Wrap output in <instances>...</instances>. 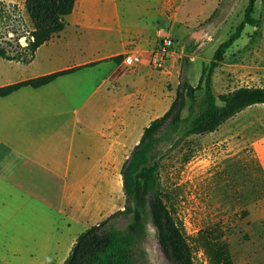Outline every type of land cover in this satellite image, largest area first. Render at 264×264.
Masks as SVG:
<instances>
[{
    "label": "rangeland",
    "instance_id": "rangeland-1",
    "mask_svg": "<svg viewBox=\"0 0 264 264\" xmlns=\"http://www.w3.org/2000/svg\"><path fill=\"white\" fill-rule=\"evenodd\" d=\"M248 1H118L121 29L153 32L130 36L125 53L116 61L124 86L123 101L121 95H115L113 101L118 112H123V116L113 115L117 123L114 152L119 159L114 163L115 211L124 204L118 167L138 142L143 128L168 109L182 78L184 57L185 75L196 86L218 46L243 21ZM1 2L16 3L26 29H32L23 0ZM212 14L213 18L207 20ZM250 19L251 23L245 24L240 36L223 51L212 73L216 94L238 86H264V0H255ZM205 24L210 26L209 41L195 56L182 55V40ZM11 36L9 33L7 38ZM165 39L171 44L166 45ZM18 42L25 46L26 36ZM81 49L82 59L87 58L91 51L85 45ZM127 53L138 54L143 62L138 67H125L122 60ZM157 54L161 65L155 67L152 60ZM42 57L40 54L39 61ZM19 74L17 66L0 58V84ZM195 97L191 119L204 105V89L197 90ZM98 100L97 95L91 97L86 107ZM97 118V122H110V115L105 119L99 114ZM46 121L36 122L44 127L49 124ZM157 172L162 199L191 248L194 264H264V104L245 108L212 133L184 138L163 157ZM28 199L0 182V264H61L73 240L90 225L86 220L73 222L64 213L59 215L41 202ZM145 223L147 233L141 243L145 256L137 264H171L159 247L151 223L146 219Z\"/></svg>",
    "mask_w": 264,
    "mask_h": 264
},
{
    "label": "crops",
    "instance_id": "crops-1",
    "mask_svg": "<svg viewBox=\"0 0 264 264\" xmlns=\"http://www.w3.org/2000/svg\"><path fill=\"white\" fill-rule=\"evenodd\" d=\"M118 1L76 0L65 29L37 48L31 62L6 60L21 74L0 84L77 68L41 87L26 86L0 97V182L90 226L115 211L114 163L119 159L114 152L113 115L123 112L113 101L115 95L123 101L124 79L112 57L124 52L130 36L153 32L121 29ZM83 45L91 51L84 59ZM96 95L99 100L87 108V100ZM99 114L105 119L110 115V122H97ZM43 118L49 123L44 127L36 122Z\"/></svg>",
    "mask_w": 264,
    "mask_h": 264
},
{
    "label": "trees",
    "instance_id": "trees-1",
    "mask_svg": "<svg viewBox=\"0 0 264 264\" xmlns=\"http://www.w3.org/2000/svg\"><path fill=\"white\" fill-rule=\"evenodd\" d=\"M75 2L23 0V7L32 23L31 30L26 29L16 3L1 2L0 58L24 64L31 62L37 48L65 29L66 17L73 11ZM254 2L248 1L243 21L218 46L212 60L203 68V77L196 86H192L185 75L187 57H184L182 78L168 109L143 128L138 142L121 166L122 208L78 234L61 264H137L138 259L145 256L141 248L147 233L145 219L151 223L159 247L171 264H194L191 248L162 199L157 171L163 157L184 138L212 133L245 108L264 104V86H238L219 94L212 88V73L222 60L221 54L240 36L244 25L251 23ZM9 33L12 36L7 38ZM22 36L27 38L25 46L18 42ZM112 59L119 61L121 55ZM76 69L1 86L0 97L26 86L41 87ZM201 88L204 89V105L191 119L195 92Z\"/></svg>",
    "mask_w": 264,
    "mask_h": 264
},
{
    "label": "water",
    "instance_id": "water-1",
    "mask_svg": "<svg viewBox=\"0 0 264 264\" xmlns=\"http://www.w3.org/2000/svg\"><path fill=\"white\" fill-rule=\"evenodd\" d=\"M209 29V24H205L188 33L181 42L179 52L184 56H195L211 38Z\"/></svg>",
    "mask_w": 264,
    "mask_h": 264
},
{
    "label": "built area",
    "instance_id": "built-area-1",
    "mask_svg": "<svg viewBox=\"0 0 264 264\" xmlns=\"http://www.w3.org/2000/svg\"><path fill=\"white\" fill-rule=\"evenodd\" d=\"M164 43L166 45L171 44L169 39H165ZM122 61L125 65V67H128V68H133V67L139 65L141 62H143L142 59L140 58V56L136 53H127L126 55H124ZM152 64L155 65V67L161 65V57L159 56V54H157L156 58L152 60Z\"/></svg>",
    "mask_w": 264,
    "mask_h": 264
}]
</instances>
